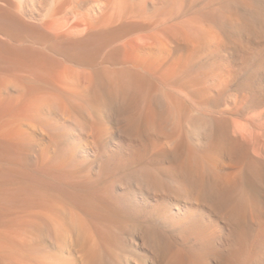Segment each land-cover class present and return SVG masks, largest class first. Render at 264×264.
I'll return each instance as SVG.
<instances>
[{"label": "bare ground", "instance_id": "1", "mask_svg": "<svg viewBox=\"0 0 264 264\" xmlns=\"http://www.w3.org/2000/svg\"><path fill=\"white\" fill-rule=\"evenodd\" d=\"M130 1L132 7L129 8L128 2ZM148 1L156 4L160 0L39 1L44 7L45 5H49L47 11H50L49 9L52 8L56 14H60L67 9H72L79 10L80 14H78L81 15L82 10H88L90 7H93V9L95 6L98 9L104 7V9L112 11L114 19L115 15L119 18V24L114 27H117L116 29H119L118 32H121L116 37V33L111 35L114 31L110 35L103 37V31L100 28L102 25L99 18L100 15L96 16V13L94 15L96 17L92 18L91 21L89 20V22L86 21L88 23H86V26L90 27L89 29L87 28L89 32L84 28V31L87 32L83 33L76 32V29H80L77 28L80 27V23L71 25L73 22V18L70 19L71 15L68 18L71 20H69L71 23H68L69 21L66 19L68 22H63L53 27V20L55 19L52 17L54 16V13H52L53 22L47 23L49 22V19L48 21L46 19L48 17H45V19L43 17L42 20H46V23L40 28L33 24L26 25L22 23L21 19L20 21L12 14L14 7L18 5L15 4V6L12 3L15 1H5L6 6H0V264H107L114 262L120 247L129 243V239L126 236L130 229H134V226L130 227L128 225L131 222L127 221L128 219H143V221L155 219L162 226V222L165 221L164 219L170 225L172 223L169 221H175L174 219H176V221L182 222L184 229H186V223L190 222L192 219L189 220V218L193 216L199 217L198 221L200 219L203 221V227L200 226L201 229L197 228L198 226H195L197 225L195 224L197 223L196 220L194 222L195 227L191 226L193 223L186 230L180 226L183 229L182 233L187 237H191V240H194L192 237L197 240V244L195 241L196 247L193 245L185 251L179 245L173 243L168 238V234L163 232L160 226L153 223L139 228L138 235H141L142 242L152 249V254L158 257L163 264H205L208 249L209 247L211 248V244L216 240V237L211 233L213 227L215 228L217 225L214 218H212L213 214L211 215L212 217L208 216L209 213L207 216H204L205 213L202 214L201 205L197 206L199 203L193 206L191 203L176 202L175 200L176 203L171 204V202V206H168L169 204L166 205L168 207L167 209L165 208L166 210L158 209L156 207L157 204L166 202L162 199L165 195L164 193H156L163 186H158L156 183L132 188L130 185H126L128 176L115 179L114 176H117V170H122V166H124L122 163L127 161V158L124 160L123 157L130 155L136 143L133 139L129 140L125 136L119 137L117 140L106 137L104 134L106 129L104 130L102 125L103 121L97 114V109L102 105L105 98L104 93L101 95L102 86L106 84L109 86L111 84H108V77L111 76V73L119 79L124 77L137 90H151L153 92L159 90V83L163 80L157 82L149 78L150 75L153 79L155 77L156 80L159 79L158 75L156 74V76L153 73L154 69L152 70L153 66L155 67L156 65L155 62L163 64L162 66L165 69H169L167 73H170V75L168 76L172 75L176 78L175 86L182 84L185 87L184 90L187 89L194 93L192 94L189 91L192 95H195V91L198 89H201V93L202 90H205L209 94L208 92L214 87L221 94L220 91L226 86L225 76L228 72L226 64H220L217 68V73L202 72L201 70L203 74L201 73L199 76L195 70L199 64L198 62L195 61L197 63L195 66L194 64L193 66L192 64L186 66L188 61L189 64L190 61H194V57L190 60L192 56L186 55L189 45L182 44L179 41H172L164 45L161 43L164 41L153 39L152 35L151 37L143 35L136 41L138 48L136 47V50L128 52L129 59L123 65H120V67L117 68L114 65L121 59L119 57V53L121 52L119 51V47L121 45L115 46V50H111L110 54L107 53V56L102 58L103 52L114 46L117 39L127 29L133 30L137 24L148 26V28L154 27L155 23H153V19L155 17L149 18L150 15L147 12ZM166 2L169 1L167 0ZM93 9L90 8L89 10L95 12L96 8ZM104 9L102 8L103 12ZM90 12L87 11L88 15H90ZM42 13L45 12L42 11ZM75 14L78 15L77 13ZM105 15L107 16V14ZM73 17L75 18V16ZM78 17H80L79 20L81 21L82 16H77V19ZM112 17H110V22H112ZM60 19L64 20V17L62 16ZM79 20L75 19V21ZM104 21L106 22L105 19ZM84 22L85 20L83 24ZM37 23H40V21ZM47 26L52 29L51 32L47 31L49 28L47 30L44 29ZM155 27L154 29H156ZM53 30L55 34H51ZM202 43L197 38L193 40V44L195 45L192 47L193 44H190L189 48H194L196 45L200 46V44L203 45L204 43ZM190 51L193 52V49L190 48ZM121 56H124V53ZM204 63L206 64V62ZM106 64H111L114 68L109 67V65L106 66ZM84 67L89 70V77L83 76L82 68ZM159 67L157 65L156 68L159 69ZM163 67L162 69H164ZM200 68L199 66L197 70L199 71ZM203 70H206V68ZM164 71L166 73V70ZM107 72H110V75ZM106 74L109 76H105ZM104 77L107 78L108 82H104ZM164 78L166 77L164 76ZM171 79L173 80L172 77ZM170 81L167 82L170 83ZM119 82L117 83L119 84ZM117 83L114 82V85L116 84L115 87H118ZM163 84L167 83L164 82L161 85ZM172 85L174 84L172 83ZM166 88L167 91L168 87ZM120 89L122 90L123 88ZM124 89L127 91L125 87ZM105 90L104 87V92ZM111 91L113 90L111 89ZM216 94L218 95V93ZM103 95L104 98L102 100ZM113 95L111 93L106 103L110 100L112 101L110 97ZM117 95L115 94L114 97H118ZM144 95L147 94L145 93ZM152 96L155 100L154 97L158 95L154 96L152 93ZM201 96L202 94H200ZM133 98L131 96L132 100H130L133 101ZM158 101L160 103L159 98ZM151 104L149 103V105ZM175 104L173 105L175 106ZM161 105H163V102ZM165 108H168L167 110L170 109L168 105ZM173 109L175 110V108ZM159 110L157 109L158 112ZM157 111L155 108L148 111L147 116L145 115L148 122L152 123L154 120L155 123L157 122L156 119H159L158 116L163 113L160 112L158 115ZM172 113L173 111L168 114L171 115ZM129 114L131 115V113ZM129 114L127 115L130 116ZM164 115L165 113L162 116ZM172 117L174 118L175 116ZM128 119L131 120L132 118ZM160 123H158L157 127L159 129L163 126H160ZM136 125L138 126V124ZM140 125L143 126L142 124ZM166 125L163 126L164 129L168 127ZM137 126L136 128H138ZM128 127L130 126L128 125ZM133 133L136 134L135 130H133ZM139 133L140 135L142 134L141 132ZM115 150H119L118 152L124 155L120 154L121 157L123 156L122 160L124 162L116 160L118 162L116 164L113 162V157H111V161L107 158V156H114ZM109 153L112 155H109ZM86 159H90L93 166L88 167L89 171L86 172L89 173L88 176L84 175L86 171L84 168ZM106 161L109 163H106ZM154 164L159 163L155 161ZM119 183H124L127 186L122 197L116 195ZM131 194L133 197H131ZM151 195L154 196L151 197ZM135 198L147 200L149 203L145 205V208L138 206ZM241 203L233 210L237 224L232 231L229 230L232 235L223 241L226 243L227 248L225 256H221L223 258L221 264H256L254 262L261 260L262 252L264 251L263 245L261 246L259 242H253L254 244L252 245L251 243L249 244V240L253 238L254 235L252 233L254 234V232H252L251 225L246 218V208ZM229 227L227 226V228ZM185 235L180 234L182 236L180 241L186 242ZM156 240H158V245L154 242ZM249 245H251V248L248 247Z\"/></svg>", "mask_w": 264, "mask_h": 264}, {"label": "rangeland", "instance_id": "2", "mask_svg": "<svg viewBox=\"0 0 264 264\" xmlns=\"http://www.w3.org/2000/svg\"><path fill=\"white\" fill-rule=\"evenodd\" d=\"M5 1H15L12 3L14 5L18 4L17 6L15 5L16 7H14L12 14L15 15L19 20L21 19L22 21H20L22 23H25L26 25L33 24L42 28L43 24L46 23V20H42V18L44 17L45 19V17H48L46 18L47 21L49 19V22L47 23H50L53 17L55 19L53 20L54 22L52 21L53 27H56L57 25H60L63 22H68L73 18V22L71 23L70 20L68 23H71V25L80 23V27H77L80 29L78 30L75 28L76 32L86 33L90 28L88 27V25L86 26V21L89 22V20L91 21L92 18L100 15L102 17L101 18L99 16L102 24L100 28L104 32H102L103 37L110 35V33L113 31L114 32L111 35H114L116 33V37V35L120 34L121 32H118L119 29L117 30V27H114L120 22L118 16L115 15V19H117L115 20L112 11H108L104 9V7H102L104 9V12L102 8L99 7L100 9H98V7L95 6V12L89 10L90 8L93 9V7H90L88 10H82L81 15H79V10L77 11L72 9H67L60 14H56L52 8H48L50 11H47V7H49V5H45L44 7V5L39 2L42 0H0L1 7L6 6ZM35 1L38 3H36ZM165 1L160 0L157 3L155 2L156 4H154V2L152 4L151 1H148L149 4L147 3V12L150 15L149 18L152 19V17H155V19H153V23H155V25H152H154V27L156 26V29H154L153 26L148 28V26H143L140 24H137L136 27L133 28V30L127 29L125 33L122 34L119 39H117V42L114 46L106 49L103 52L102 58L107 56V53L110 54L109 52H111V50H115V46L121 45V48L119 47V51H121L119 53V57L121 59H119V62L114 65L117 68L120 67V65H123L129 59L128 52L136 50L138 48V44L136 41L143 35H149V37H151L152 35L153 39L164 41L161 42L164 45L171 43L172 41H179L182 44L184 43L191 46L193 44V40L199 38L204 44H200L201 47L196 45L194 48H192L195 45L193 44L192 47H190L191 49H193V52L190 51V48L188 46L189 50L186 55L192 56L190 57V60H192L194 57V61H190L189 64V61L187 60L188 62L186 66L191 64L192 66L193 64L195 66L197 65L196 62H198L199 64L196 67L197 69L199 68V66L201 68L199 69V71L196 68L195 70L200 76L202 72L217 73V68L220 66V64L224 63L228 66V72L226 73L227 75L225 74L226 86L221 90L222 92L220 91L221 94H219V91L215 89L216 87H214L210 91L212 95L210 92H208L209 94H207V91L205 90H202L201 93V89H198L197 91H195V95H192L194 93L187 89L184 90L185 87H183L182 84L180 85L176 83L177 86L180 85L178 88H176V78H174L172 75L168 76L170 75V73H167L169 69H165V67L162 66L163 64L161 65L157 62H155L156 65L155 67L153 66L152 70L154 69L153 73L155 75L157 74L158 76H156L161 80H159L158 78V80H156V77L153 79V77L148 74L149 78H151L152 80H155L157 82L163 80L159 83L160 87L158 88L159 90H156V92H153L151 90H137L135 86L124 77L119 79L112 73L111 76H109L110 72H107L109 73V75L106 74L105 76L110 77H108L109 82L105 77L104 82H108V84H111H109V86L107 84V86L103 85L106 89L105 92L104 87L102 86L101 95L102 93H104L105 98L106 96H108V98L105 99L104 95L102 96V100L104 98V101L98 108L99 110L97 109V114L103 121L102 125L104 130L106 129L104 133L106 137L117 140L119 139V137L125 136L129 140L133 139L136 143L134 150L131 151L129 156L123 157L124 155L122 153H119V150H115V152L117 151L118 153H113L115 157L107 156L110 161L111 157H113V162H115L116 164L123 158L124 160L127 158V161L125 162L124 160H122L126 164L120 162L125 166V168H123L124 166H122L121 164L122 170H117V176H114V178L118 179L124 176H128L126 185H130V187L132 188H136L137 186L141 187L142 185L148 186L156 183V185L158 186H163V188H159L156 193H164L166 196L164 195L162 199H164L163 201L166 202L157 204L156 207L158 209L166 210L168 208L166 207V205L169 204L168 206H171V204L176 202L191 203V205L193 206H196L195 204L199 203V205L197 206L201 205L202 214L205 213L204 216H207L209 213L208 216H213L212 218H214L217 224H215L216 227H213V229L211 230V233L216 237V240L213 244H211V248L209 247L208 249V256L207 260H205V264H221V261L223 259L222 257L225 256V250L227 248L226 243H224L223 241L226 240L230 235H232V233L230 232L237 224L235 220L236 216L233 210L238 206V204H240V202H242L241 205L244 204V208H246V218L248 220V223L251 225L252 232H254V234L252 233V235L254 236L251 240H249V244L251 243L252 245L255 242H259L261 246L263 245L264 248V0H168L169 2L166 3ZM39 4H41L42 6ZM128 5L129 8L132 7L131 1L128 2ZM42 11L45 13H42ZM74 11L75 13L79 14L76 15ZM87 11L92 12V14L90 12L91 17L90 15H88ZM46 12L48 13L46 14ZM52 13H54L55 17L52 16ZM85 14L87 15V17ZM105 14H107V16ZM156 14L159 15L157 16ZM69 15H71L70 19H68ZM62 16L64 17V20L60 19ZM73 16H75V18ZM77 16H82L81 21L79 20L80 17H78L77 19ZM111 16H113V19H111L112 22L109 21ZM169 16L170 19L172 17L173 18L170 20ZM57 19L59 20L57 21ZM66 19H68V21ZM75 19L79 21H75ZM104 19L106 20V22L104 21ZM84 20L85 22L83 24ZM39 21L40 23H37ZM81 26H83V30H81ZM48 28L49 27L47 26L44 29L47 30ZM84 28L85 30L88 28L86 32L84 31ZM47 31L51 32L52 29L49 28ZM53 33L55 34L54 30L51 34ZM131 38L134 40H132ZM127 43L129 44L127 45ZM194 50H196V52H194ZM122 53H124V56H121ZM187 59H189V57H187ZM204 62H206V64ZM159 64L161 68L159 67ZM108 65L109 64H106V66ZM157 65L159 69L156 68ZM114 66L111 64L109 65V67L111 68H114ZM162 67L164 69H162ZM202 68H206V70H203ZM164 70H166L167 74ZM82 71L84 77H89L90 72L86 67L82 68ZM161 73H163V75H161ZM164 74H166L168 77ZM164 76L167 79L164 78ZM120 77L122 76L120 75ZM171 77L174 80V82H172L174 85H172L171 83V81H173ZM169 78L171 79V81ZM111 80L113 81L111 82ZM166 80L168 82L170 81L171 84ZM114 82H119L120 86L117 83L118 87H115L116 84L114 85ZM164 82L167 84L161 85ZM123 86L127 91H125ZM166 87H168L167 91ZM120 88L123 89L121 90ZM111 89L113 91H111ZM114 89H116L117 91ZM150 91L154 94V96L158 95L159 97H154V100ZM189 91L192 94L189 93ZM109 92L110 95L111 93L114 95L110 97V99L112 98V101L110 100V103H106L107 99L109 100ZM117 92L119 93L118 95ZM145 93L147 95H144ZM216 93H218V95ZM115 94L118 97H114ZM200 94H202L201 97ZM167 95L168 97H166ZM131 96L132 98L133 96H135L133 98V101H131ZM146 96L148 100L146 99ZM117 98L119 99V101L121 99L123 100L119 102ZM158 98L161 104L163 102L164 107L159 103ZM139 100L142 105L140 104ZM168 102L170 105L168 104ZM173 102H175L176 104ZM149 103L153 104L149 105ZM172 103L175 104V106ZM165 104L169 106L170 111L167 110L168 108H165ZM147 105L149 106L148 109ZM136 106L139 108H137ZM153 108H155L156 111L157 109L161 110H159V112L157 111L158 115L160 114V112H163L160 114L161 118L160 115H157L159 119L155 118L157 121V125L154 122L155 120L151 123L146 119L148 111H150L151 109L153 110ZM173 108H175V110ZM172 111L173 113L171 115L168 114ZM129 113H131V115ZM164 113L165 115L167 114L170 116H162ZM127 114H129L131 117ZM171 116L175 117L171 118ZM128 118L132 119L129 120ZM144 121L146 122L144 123ZM132 122H134L133 125H131ZM160 122L163 124H161ZM158 123H160V126H165L168 123L166 125L168 127H165L164 129V127L162 126L163 128L161 127V129H159L157 128L159 125ZM136 124H138V126ZM140 124H142L143 126H141ZM128 125L130 127H128ZM136 126L138 128H136ZM153 126L156 127L154 128ZM138 129H140L141 131ZM133 130H135L136 134L133 133ZM138 132H141L142 134L140 135V133L138 134ZM159 133L163 135H160ZM134 134L135 136L133 137ZM215 141L217 142V144ZM110 154L111 153H109V155ZM120 154L123 155V158L120 156ZM239 156L242 159L238 158ZM117 157L120 158L118 159ZM155 161H157L159 164L155 165ZM85 163L86 165L84 168L86 169V171L84 175L88 176L89 173H86L89 171L88 167L93 166L90 159H86ZM106 163L109 162L106 161ZM210 167L214 170H211ZM104 179H106V177H104ZM126 185L124 183H119L116 195L122 197L127 187ZM166 189H168V193ZM169 191H172L173 193ZM153 196L154 195H151V197ZM131 197H133L132 194ZM135 200L136 204L138 203V206H142L144 208L145 205H148L149 203V201H145L144 199L139 200L138 198H135ZM202 205H204L205 207H202ZM193 217L189 218V220L192 219L193 222L192 220L190 222L186 220L188 221V223H186L187 227L185 228L187 229L188 227H191L193 225V227L198 226L197 228L201 229L200 226L203 225V221L200 219V223V221H198L199 217ZM164 220V222L161 221L163 223L162 226V224L157 223L155 219H149V221L148 219H146L145 221H143V219H128L127 221H131L128 225L130 227L132 225L134 226V229H130L128 231L129 233H127L126 236L129 239L130 244H124L122 247H120L116 254L115 261L109 262L107 264H163L158 257L152 254V249L148 248L142 242L141 235H138L139 228L144 225H151L152 223L160 226L163 232H166L168 234V238L172 240L173 243L179 245L182 250L185 251L189 247L191 248L193 245L194 247H196L195 241L197 244V240H195L194 237H192L194 240H191V237H187L184 233H182V230L184 229L182 222L176 221V219H174L175 221H169L172 223L171 225L168 223L170 225L169 226L166 219ZM195 220L197 221V223H195L197 225L194 224V222H196ZM226 225L230 227L227 228ZM229 230L231 231L229 232ZM179 233L186 236V238L184 237L186 242L180 241V238L182 236H180ZM154 242L158 245V240ZM251 245H249L248 247L251 248ZM254 263L264 264V251L262 252L261 260H258V262L255 261Z\"/></svg>", "mask_w": 264, "mask_h": 264}]
</instances>
